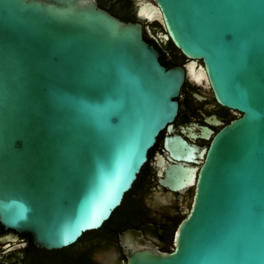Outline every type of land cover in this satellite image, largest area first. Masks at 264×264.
<instances>
[{
  "label": "water",
  "instance_id": "95a60500",
  "mask_svg": "<svg viewBox=\"0 0 264 264\" xmlns=\"http://www.w3.org/2000/svg\"><path fill=\"white\" fill-rule=\"evenodd\" d=\"M136 6L185 56L203 60L217 100L242 115L202 149L179 134L165 138L178 160L202 159L162 180L173 190L194 185L192 205L171 251L138 227L114 230L126 264H264V0ZM152 44L142 23L97 0H0L4 229L53 249L109 224L178 112L185 69L163 65ZM21 253L0 259L25 264Z\"/></svg>",
  "mask_w": 264,
  "mask_h": 264
},
{
  "label": "flooded vegetation",
  "instance_id": "af4514ba",
  "mask_svg": "<svg viewBox=\"0 0 264 264\" xmlns=\"http://www.w3.org/2000/svg\"><path fill=\"white\" fill-rule=\"evenodd\" d=\"M132 1L137 13V0ZM136 22L142 23L144 38L150 43L146 37L149 34L156 42L157 46L154 47L160 53V61L166 58L163 65L168 68L175 64L185 69V80L176 98L179 106L173 120V131L167 128L160 131L148 151L147 161L121 204L113 210L109 224L105 223V227L102 225L84 232L68 246L47 249L34 245L30 232L4 229L0 222V253L19 249L25 264H126L127 259L114 230L120 232L130 225L140 228L143 238L164 251L171 244L174 248L175 230L191 208L195 186L173 190L162 180L172 172L174 165L200 166L202 159L197 157L200 161L198 164L178 160L165 144V138L179 134L191 145L202 149L210 145L215 133L242 113L217 100L204 70L203 60L185 56L168 37L161 22L140 16ZM0 264L7 263L0 259Z\"/></svg>",
  "mask_w": 264,
  "mask_h": 264
},
{
  "label": "trees",
  "instance_id": "16d2710c",
  "mask_svg": "<svg viewBox=\"0 0 264 264\" xmlns=\"http://www.w3.org/2000/svg\"><path fill=\"white\" fill-rule=\"evenodd\" d=\"M98 3L104 9H108L110 7V12L123 21L136 22L137 20H139V16L136 13V7L132 0H98ZM156 23V25L161 26L158 22ZM146 37L150 42L154 43V46H157L156 42L153 41L149 34H147ZM161 63H166L165 57L161 59ZM172 248L173 244L165 249H167V251H171Z\"/></svg>",
  "mask_w": 264,
  "mask_h": 264
}]
</instances>
